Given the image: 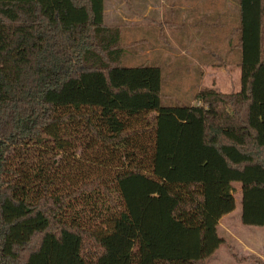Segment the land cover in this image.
I'll return each mask as SVG.
<instances>
[{
	"label": "trees",
	"instance_id": "trees-1",
	"mask_svg": "<svg viewBox=\"0 0 264 264\" xmlns=\"http://www.w3.org/2000/svg\"><path fill=\"white\" fill-rule=\"evenodd\" d=\"M238 19L242 89L165 107L105 0H0V264H207L235 184L264 228V0Z\"/></svg>",
	"mask_w": 264,
	"mask_h": 264
},
{
	"label": "rangeland",
	"instance_id": "rangeland-1",
	"mask_svg": "<svg viewBox=\"0 0 264 264\" xmlns=\"http://www.w3.org/2000/svg\"><path fill=\"white\" fill-rule=\"evenodd\" d=\"M105 1L106 24L121 30L123 66L162 69L163 106L190 105L196 93L207 89L225 94L242 89L239 0L204 1L195 10H186L194 0ZM217 32L221 45L211 44ZM234 189L236 209L219 222L225 244L208 264L264 262V228L242 225L241 186Z\"/></svg>",
	"mask_w": 264,
	"mask_h": 264
},
{
	"label": "crops",
	"instance_id": "crops-1",
	"mask_svg": "<svg viewBox=\"0 0 264 264\" xmlns=\"http://www.w3.org/2000/svg\"><path fill=\"white\" fill-rule=\"evenodd\" d=\"M204 1H211V0H194V4H193V5H190V6H187V7H186V10H187V8H188V10H193V9L195 10L196 7L200 6L201 2H204ZM212 1H214V0H212ZM105 2H106V1H105ZM194 7H195V8H194ZM216 13H218V14L220 15V14H221L220 9H219L218 11H216ZM213 35L217 36L218 39L215 40V43L213 42V40H214V39H213L212 42H211V44L213 43V44L216 45V44L219 43V45H221L220 43H222V41H223V39H222V34H220V32H219V33L217 32V33H214ZM228 39H229V38H228ZM228 39H227V40H228ZM217 41H218V42H217ZM189 43H190V42H189ZM227 43H228V41H227ZM190 45H192V43H190ZM219 47H220V46H219ZM220 48H221V47H220ZM185 50L188 51V52H189V50H192V51H193V49H190V48L185 49ZM195 51H196V52H202L203 49H200V48L197 49V48H196ZM200 66H202V65L200 64ZM223 218H224V217H223ZM218 250H219V249H218ZM218 250H217V251H218ZM217 251H216V252H217ZM213 256H214V255H213ZM213 256H212V257H213ZM212 257H211V258H212ZM211 258H210V259H211ZM210 259H208V261H209ZM208 261H207V264H208Z\"/></svg>",
	"mask_w": 264,
	"mask_h": 264
}]
</instances>
